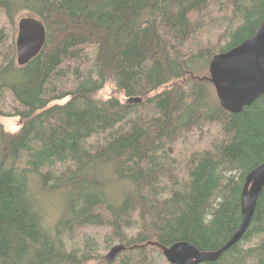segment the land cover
<instances>
[{
	"label": "trees",
	"instance_id": "trees-1",
	"mask_svg": "<svg viewBox=\"0 0 264 264\" xmlns=\"http://www.w3.org/2000/svg\"><path fill=\"white\" fill-rule=\"evenodd\" d=\"M0 13V264H170L154 251L223 247L264 161V94L226 110L209 66L255 35L264 0H0ZM26 14L47 37L19 66ZM250 225L200 264H264V189ZM90 226L103 243L67 245Z\"/></svg>",
	"mask_w": 264,
	"mask_h": 264
},
{
	"label": "water",
	"instance_id": "water-1",
	"mask_svg": "<svg viewBox=\"0 0 264 264\" xmlns=\"http://www.w3.org/2000/svg\"><path fill=\"white\" fill-rule=\"evenodd\" d=\"M46 37V27L36 15L26 14L19 18L16 38L19 66L26 65L40 53ZM209 72L221 106L230 112L241 111L264 94V21L254 36L228 51L214 55ZM129 101L140 102L141 98H129ZM263 189L264 161L245 178L240 196L242 219L227 243L219 250L204 252L189 242H176L163 249L167 261L170 264H200L218 260L244 236L252 222ZM125 249L122 244L114 246L108 258L112 260Z\"/></svg>",
	"mask_w": 264,
	"mask_h": 264
},
{
	"label": "rangeland",
	"instance_id": "rangeland-1",
	"mask_svg": "<svg viewBox=\"0 0 264 264\" xmlns=\"http://www.w3.org/2000/svg\"><path fill=\"white\" fill-rule=\"evenodd\" d=\"M114 85L113 84H108L103 92L101 93V97L103 98H108V96L111 94V92L113 91V87ZM201 134L199 133L198 134V137L197 139L201 140ZM186 141H190V138H185ZM53 201V200H52ZM48 200H46V204H47ZM55 202V201H53ZM57 207L56 205H49L47 206L46 205V208L44 209L43 213H44V216H45V225L47 227H50L53 222L55 221V214L57 212ZM107 228L105 227H86L84 228L83 230H81L80 232H78L77 234L75 235H72V236H68L66 235L65 236V241L67 243V245L69 247H73V246H77V245H80L82 243V241L87 237V236H94L96 237L101 243H103V240H104V234L107 232ZM120 244V242H115L109 249H105L104 247H102V254H104L105 256H108L109 253L111 252V249ZM155 256V260L156 262L155 263H158V262H163L164 260H166V257L164 256V254H161L159 252H156L154 251V254ZM118 257V254L112 259L113 263L115 261H117ZM92 264V263H91ZM115 264H117L115 262Z\"/></svg>",
	"mask_w": 264,
	"mask_h": 264
},
{
	"label": "bare ground",
	"instance_id": "bare-ground-1",
	"mask_svg": "<svg viewBox=\"0 0 264 264\" xmlns=\"http://www.w3.org/2000/svg\"><path fill=\"white\" fill-rule=\"evenodd\" d=\"M0 15H1V13H0ZM55 44V43H54ZM57 45V44H56ZM13 118V117H12ZM16 130V129H15ZM204 139V138H203ZM168 146V145H167ZM169 150V149H168ZM163 152V151H162ZM251 226V225H250ZM106 235V234H105Z\"/></svg>",
	"mask_w": 264,
	"mask_h": 264
}]
</instances>
